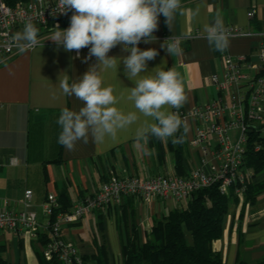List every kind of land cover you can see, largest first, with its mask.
<instances>
[{"label":"crops","instance_id":"obj_1","mask_svg":"<svg viewBox=\"0 0 264 264\" xmlns=\"http://www.w3.org/2000/svg\"><path fill=\"white\" fill-rule=\"evenodd\" d=\"M250 8L256 9L253 18L247 16ZM217 14L222 16L225 26H237L247 32L230 36L224 52L255 60L260 32L264 29V0H181V9L174 14L170 26L161 14L153 33L156 39L150 43L141 40L138 45L141 50L154 48L158 52L147 61L142 75L150 74L158 66L165 70L173 68L180 74L187 95V102L180 108L184 111L217 96L210 78L221 71V52L214 51L204 38L205 25L212 24ZM70 17L58 22L61 29L69 27ZM52 31L50 28L40 32V44L34 49L19 51L6 59L0 53V209L33 211L37 216V226L31 234L0 230V258L5 264H38L43 254L42 237L49 236L41 208L47 194L63 195L62 199L72 208L79 198L94 194L103 181L114 175H179L200 164L199 152L189 145L194 132L191 118L175 134L183 137L182 143L173 144L171 137L160 140L149 136L146 147L150 155L142 148L144 142L136 139V125L121 131L115 140L103 143H97L90 135L87 143L78 141L71 151L59 144L61 127L57 120L61 110L67 107L79 111L83 106L75 96L63 93L59 78L66 74L69 83L76 81L97 60L94 56L87 58V47L79 53L69 52L63 45L47 40ZM170 38L179 41L181 54L172 56L161 47ZM129 54L121 45L108 53L117 56V62ZM124 73L121 60L117 72L108 69L101 75L104 84L115 89L118 107L133 111L126 89L135 85ZM176 153L181 158L179 168ZM217 166L218 160L209 154L204 168L212 170ZM241 171L246 175V183L261 184L263 189L253 201H245L244 192L233 190L238 200L229 201L222 234L212 243L221 256L219 264H257L264 259V169L253 173L242 165ZM28 189L32 194L25 206L24 192ZM166 202L123 197L118 205L111 202L77 223L63 224L61 236L74 243L82 255L94 252V241L105 242L110 262L121 264V246L127 235L132 234V226H137L138 240L144 242L152 221L177 206L173 201L171 206Z\"/></svg>","mask_w":264,"mask_h":264},{"label":"built area","instance_id":"obj_2","mask_svg":"<svg viewBox=\"0 0 264 264\" xmlns=\"http://www.w3.org/2000/svg\"><path fill=\"white\" fill-rule=\"evenodd\" d=\"M59 11V0H28L14 5L0 0V53L4 59L19 52L12 37L27 20L31 19L38 28L39 36L40 32L55 27L63 18L72 15V11L67 14ZM255 13L256 9L250 8L248 18H253ZM225 28L230 36L247 34L237 26L226 25ZM260 35L255 60L245 55L220 53L221 71L210 78L217 96L188 111L178 110L183 125L190 118L194 121L189 145L199 152V166L184 176L162 173L149 177L114 175L103 181L94 194L79 198L68 211L59 210L56 196L47 194L41 204L49 233L42 252L46 259L55 256L63 264L79 263L80 251L74 243L62 238V225L77 223L111 202L118 205L123 197L144 202L172 200L177 206H183L195 190L213 182H217L221 193L229 192L234 184H237L234 186L236 193L244 191L247 178L241 166L247 131L253 127L264 134V29ZM209 154L218 160V166L212 170L204 168ZM31 194V190H25L23 205H28ZM36 226L37 216L33 211L0 209V230L23 235L33 233Z\"/></svg>","mask_w":264,"mask_h":264},{"label":"clouds","instance_id":"obj_3","mask_svg":"<svg viewBox=\"0 0 264 264\" xmlns=\"http://www.w3.org/2000/svg\"><path fill=\"white\" fill-rule=\"evenodd\" d=\"M59 9L58 13L62 14L72 11L69 27L61 29L57 24L47 40L63 45L69 52L79 53L87 47V58L94 56L97 63L71 83L66 74L59 78L63 93L75 96L83 106L79 111L67 107L61 110L57 120L61 127L58 143L71 151L78 141L87 143L90 135L97 143H103L107 139L115 140L121 131L133 125H136V139L144 142L142 148L146 155L151 154L146 147L149 136L160 140L171 137L173 144L182 143L183 137L175 135L184 123L178 110L187 102L180 74L173 68L165 70L158 66L150 74L142 75L147 61L154 59L158 52L154 48L141 50L138 47L141 40L150 43L156 39L153 33L161 14L170 26L174 14L181 9V0H59ZM38 32L29 19L23 30L14 34L13 42L21 53L40 44ZM204 38L214 51L224 52L229 47L230 33L222 16L217 14L212 24L205 25ZM117 45L130 53L119 62L117 56L108 55ZM161 47L172 56L182 52L179 41L172 38ZM121 60L124 74L135 85L126 89L133 111L118 107L115 89L106 86L101 75L108 69L117 72Z\"/></svg>","mask_w":264,"mask_h":264},{"label":"trees","instance_id":"obj_4","mask_svg":"<svg viewBox=\"0 0 264 264\" xmlns=\"http://www.w3.org/2000/svg\"><path fill=\"white\" fill-rule=\"evenodd\" d=\"M14 5L12 0H4ZM243 166L253 173L264 169V136L253 128L247 131ZM181 166V158L176 153V167ZM184 176L186 174H179ZM234 184L227 193H221L217 182L199 188L183 206L170 209L164 216L152 221L147 238L138 240L137 226H132V234L127 235L121 246V264H219L220 254L213 249L212 243L218 239L223 230V219L228 211L229 201L238 200L233 191ZM263 185L247 183L244 189L245 201H253L255 194ZM60 195L57 198L59 210L68 211L70 205ZM65 198V197H64ZM53 219V218H52ZM48 235L42 237L45 244ZM94 252L82 255L76 264H112L105 242H93ZM0 264H5L0 258ZM38 264H63L55 256L46 259L39 256ZM244 264V263H240ZM257 264H264V259Z\"/></svg>","mask_w":264,"mask_h":264},{"label":"rangeland","instance_id":"obj_5","mask_svg":"<svg viewBox=\"0 0 264 264\" xmlns=\"http://www.w3.org/2000/svg\"><path fill=\"white\" fill-rule=\"evenodd\" d=\"M166 201H167L166 203H167L169 206H171V205H170V202H171L172 200H171V201L166 200ZM173 204H175V203H173Z\"/></svg>","mask_w":264,"mask_h":264}]
</instances>
